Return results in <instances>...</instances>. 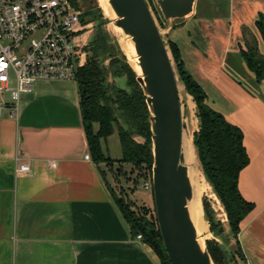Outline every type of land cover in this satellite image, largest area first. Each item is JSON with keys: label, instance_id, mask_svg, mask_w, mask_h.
Returning <instances> with one entry per match:
<instances>
[{"label": "crops", "instance_id": "0c3cea01", "mask_svg": "<svg viewBox=\"0 0 264 264\" xmlns=\"http://www.w3.org/2000/svg\"><path fill=\"white\" fill-rule=\"evenodd\" d=\"M218 1L195 9L172 42L207 105L243 134L249 163L238 189L254 208L240 223L237 242L244 264H264V79L257 83L240 56L255 45L264 58L256 25L264 1L225 0L226 13ZM18 163L29 172L16 174ZM114 165L95 163L88 151L74 80L37 82L20 95L15 117L2 109L0 264H162L131 235L110 197L106 174Z\"/></svg>", "mask_w": 264, "mask_h": 264}, {"label": "trees", "instance_id": "16d2710c", "mask_svg": "<svg viewBox=\"0 0 264 264\" xmlns=\"http://www.w3.org/2000/svg\"><path fill=\"white\" fill-rule=\"evenodd\" d=\"M73 1L81 12L83 23L103 18L94 0ZM263 20L260 17L256 25L264 42ZM104 42V37L100 36L88 42L85 47V63L76 70L74 77L88 151L95 163H105L109 168L114 164L117 165L116 171L110 172L113 175L114 187L107 184L110 197L129 226L131 235L134 237L141 235L142 241L156 254L161 263L169 264L159 234L155 210H150L149 207L146 208L147 206H136L125 195L124 189L117 186L116 179L124 178L126 174L123 166L131 167L129 173L136 172V177L128 181L133 186L131 191L142 178L149 177L150 181L153 164L150 114L145 103L146 97L136 82V73L127 64L117 65L118 62L113 60L109 61L107 67L103 65L100 54L104 50ZM170 53L179 80L195 104L198 130L192 135V145L200 171L223 206L237 240L240 223L254 208L252 203L242 197L238 189L240 172L249 163L243 145V134L238 127L228 123L220 113L207 105L204 91L185 70L178 46L172 41ZM240 56L246 67L254 74L255 81L260 83L264 79V58L258 55L256 46H247L246 51H240ZM109 76L123 77L127 89H121L114 83L108 82ZM115 112L126 128L119 123ZM114 132L121 148V158L116 161L105 157L101 150V141L106 140ZM133 136L143 139V143L136 142ZM151 200H153L152 192ZM202 206L210 230L213 231L215 225L210 207L205 201ZM237 246L241 254L238 242ZM206 250L213 264H220L221 254L217 247L208 246ZM241 258L244 261L242 254Z\"/></svg>", "mask_w": 264, "mask_h": 264}, {"label": "water", "instance_id": "95a60500", "mask_svg": "<svg viewBox=\"0 0 264 264\" xmlns=\"http://www.w3.org/2000/svg\"><path fill=\"white\" fill-rule=\"evenodd\" d=\"M195 0H156L165 21L183 19ZM114 26L131 38L141 76L136 77L150 114L151 189L157 226L169 264H213L198 243L188 202L192 186L182 152V121L176 76L145 0H108ZM171 27V24L169 25Z\"/></svg>", "mask_w": 264, "mask_h": 264}, {"label": "built area", "instance_id": "2783aa9c", "mask_svg": "<svg viewBox=\"0 0 264 264\" xmlns=\"http://www.w3.org/2000/svg\"><path fill=\"white\" fill-rule=\"evenodd\" d=\"M90 26L73 0H0V111L15 117L20 95L39 81L74 80L85 63ZM15 172L27 174L29 165L18 163Z\"/></svg>", "mask_w": 264, "mask_h": 264}, {"label": "rangeland", "instance_id": "374dc122", "mask_svg": "<svg viewBox=\"0 0 264 264\" xmlns=\"http://www.w3.org/2000/svg\"><path fill=\"white\" fill-rule=\"evenodd\" d=\"M94 1L96 2L97 7L100 9L103 18H101V20L86 22V23H90L91 25L89 28L90 33L88 34L87 44L92 39H96V37H99V36L104 37V40H105L104 50L100 54V59L103 60V65L107 67L109 64V61L113 60V61L118 62L117 65L127 64L133 71H135L130 63V54L126 50V47L124 46L125 39L122 33L118 29L112 26V22H113L112 19L114 18L106 12L103 2L101 4V7L104 9L106 15L99 5V0H94ZM145 1L150 9V12L156 23V26L162 35V39L166 46L167 52L169 54L172 67L174 70V74L176 76L177 86H178V94H179V100H180L181 112H182V121L186 123L188 127V133L190 134L192 138L193 133L196 132L195 110L191 104V102L193 101H192L191 96H189L186 93L182 83L179 80L177 69L172 59L171 53H170V43L173 40V38L178 37V35L182 34L180 33L181 30H179L178 28H181L183 25L191 21L197 8L200 9L201 4L206 5L207 0H203L201 2L199 0H195L193 12L191 14H189L183 19L174 20L172 22H168L163 19L162 14L156 4V0H151V1L145 0ZM218 5H219V10L221 12H224V13L227 12L228 7H229L227 1L219 0ZM210 6L212 7V5ZM202 10H206V9L203 8ZM101 23L102 25L100 26ZM170 24H171V27H169ZM173 29H176V30H173ZM184 38H187V34L185 35ZM177 39H180L179 42L181 44V40L183 39V37L177 38ZM230 58L232 57L230 56ZM108 82L114 83L117 87L121 89H127L126 80L123 77L110 78L109 76ZM242 83H244V81H242ZM115 116L117 117L119 123L124 128H126V125L119 118V115L117 112H115ZM133 138L136 142L143 143V139H141L140 137L133 136ZM101 146L105 154V157H109L111 160H119L121 158V148H120V145L117 139L116 132H114L106 140L104 141L102 140ZM189 166H191L192 169L198 168L199 166L198 161L197 160L196 162L191 161L189 163ZM117 168L118 167L115 164L113 167V170L116 171ZM123 169L126 171V174L124 175V178L119 177L118 179H116L117 186L124 189L123 191L125 192V195L128 197L129 200L131 199V201H133L136 204V206L138 207L147 206L146 208L149 207L150 210H154L153 200H150L151 192H152L151 177H150V181H149V177L145 179L142 178L141 180H139L137 186L134 188V190L131 191V187L133 186L128 181H131L132 179L136 177V172L129 173L131 169L130 166H123ZM106 179H107L108 184L113 185V175L109 171H107ZM145 184L150 185L149 191L143 189ZM208 185H209L208 182L204 178L203 186L197 190L198 201H199L200 206L196 205L197 207L196 209L197 211L200 210L199 218L201 219V226H202V231H201L200 236H198V239L201 240V245L204 249H206L208 246L217 247L218 251L221 254L220 264H244V261L241 258V254L237 246L236 235L230 228L226 212L223 206L221 205L220 201L218 200L217 196L215 195L214 191L212 190L211 186L210 185L208 186ZM204 201L208 203L210 207L211 215L213 218L212 220L215 225V228L213 231L210 230V225L207 219L205 218V213H204V209L202 206V203Z\"/></svg>", "mask_w": 264, "mask_h": 264}, {"label": "bare ground", "instance_id": "6f19581e", "mask_svg": "<svg viewBox=\"0 0 264 264\" xmlns=\"http://www.w3.org/2000/svg\"><path fill=\"white\" fill-rule=\"evenodd\" d=\"M103 2V5L105 7L106 12L111 15L114 19H112V21L114 22L116 19V16L114 14V12L112 11V9L110 8L109 4H108V0H99V5L101 7V4ZM102 8V7H101ZM103 12L105 13L104 9L102 8ZM106 15V13H105ZM112 22V26L116 29H118L125 41H124V46L126 47V50L129 52L130 54V63L133 67V69L136 71H134L136 73L137 76H141V72H140V68L138 66V60H137V56L135 54L134 51V47H133V43L131 41V38L127 35H125L122 30L120 28H117L114 26ZM193 145H192V138L190 136V134L188 133V127L187 130L183 133L182 136V152L184 155V160H185V165L188 168V177L190 179V183L192 186V199L188 202V211H189V215H190V219L194 225V228L196 230V234L197 237L200 236L201 231H202V226H201V219L199 218V211H197V207L196 205H199V201H198V193L197 190L203 186L204 183V178L202 176V173L198 168H193L191 166H189V163L191 161H195L196 162V155H195V151L192 149ZM198 243L201 245V240L198 239ZM203 248V247H202Z\"/></svg>", "mask_w": 264, "mask_h": 264}]
</instances>
